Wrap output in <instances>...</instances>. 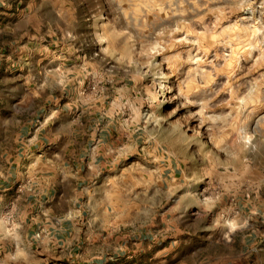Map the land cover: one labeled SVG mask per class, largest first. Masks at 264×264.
Wrapping results in <instances>:
<instances>
[{"label":"rangeland","instance_id":"obj_1","mask_svg":"<svg viewBox=\"0 0 264 264\" xmlns=\"http://www.w3.org/2000/svg\"><path fill=\"white\" fill-rule=\"evenodd\" d=\"M45 22L179 161L178 215L143 233L162 256L120 264H264V0H0L11 38Z\"/></svg>","mask_w":264,"mask_h":264},{"label":"crops","instance_id":"obj_2","mask_svg":"<svg viewBox=\"0 0 264 264\" xmlns=\"http://www.w3.org/2000/svg\"><path fill=\"white\" fill-rule=\"evenodd\" d=\"M60 32L0 31V264L162 256L143 233L178 215V158L86 90L89 64Z\"/></svg>","mask_w":264,"mask_h":264},{"label":"bare ground","instance_id":"obj_3","mask_svg":"<svg viewBox=\"0 0 264 264\" xmlns=\"http://www.w3.org/2000/svg\"><path fill=\"white\" fill-rule=\"evenodd\" d=\"M161 107H163V101L161 100L160 104L156 105L157 110H161Z\"/></svg>","mask_w":264,"mask_h":264}]
</instances>
